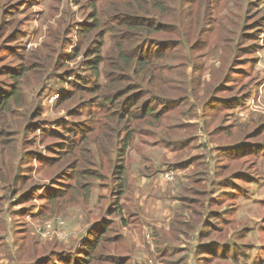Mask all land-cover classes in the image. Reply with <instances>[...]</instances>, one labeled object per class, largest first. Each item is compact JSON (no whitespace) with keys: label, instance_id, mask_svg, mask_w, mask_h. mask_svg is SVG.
<instances>
[{"label":"rangeland","instance_id":"374dc122","mask_svg":"<svg viewBox=\"0 0 264 264\" xmlns=\"http://www.w3.org/2000/svg\"><path fill=\"white\" fill-rule=\"evenodd\" d=\"M149 2L20 0L11 17L0 7V264L77 259L103 217L118 234L104 252L128 255L125 264H163L157 223L165 258L198 264L176 238L184 207L200 214L192 243L253 223L251 242L264 244V0H163L161 29L126 30L122 12ZM118 46L150 60L148 76L127 72L137 62H123ZM48 58L57 67L42 71ZM254 256L264 264V247Z\"/></svg>","mask_w":264,"mask_h":264},{"label":"trees","instance_id":"16d2710c","mask_svg":"<svg viewBox=\"0 0 264 264\" xmlns=\"http://www.w3.org/2000/svg\"><path fill=\"white\" fill-rule=\"evenodd\" d=\"M19 1L20 0H0V7H2V9H3L4 15L6 16V14L7 15L10 14V17H11L13 14H15L16 12H13L12 8ZM162 3H163V0H150L149 3H144V4L137 3L136 8L140 13L139 12L129 13V11L124 10V12H122L121 17L124 19L125 22H128V24L126 25V30L134 31L135 29H140L141 31H144V30L154 29L155 27H157V29H161L164 26V24L159 22L156 19L157 18L156 13H157V11H162V13L164 12L165 9L162 6ZM148 11H150V12H148ZM2 21H3V23H2ZM120 23L123 25L122 22H120ZM4 24L5 23H4V20L2 19V14L0 13V30L2 29ZM93 25H96V23H93ZM0 33H2V32H0ZM97 39H99L98 43L102 42V39L100 37H98ZM116 51H117V54L119 55L120 59L123 62L132 63L133 60H135L137 62L136 66L129 64V66L127 67V72L134 73V72H130V71H133L136 69V67H138L143 72L144 76H148L150 66L152 67V62L150 60L146 59L142 54H134V56L132 57L133 59H131L128 56H130L132 54L130 52H128L127 50L123 49L121 46H118L116 48ZM94 54H95V56L91 57V60H90V61L93 60L91 63L92 64L91 67L93 69H99V67L103 64V61H104V56H102V54L105 55V52H104L102 46H101V49L99 51V54L97 53V51H95ZM100 57H102V58H100ZM50 63L55 64V66H56V61L53 62V59H49V58L44 59L43 61L39 62V65H41L40 67L42 68V71H45L48 67H50ZM53 76L54 75H52L50 77V79L54 78ZM12 90H14V92H12V95L6 96V97L1 96V102H4V100L9 101L11 98H13L12 96H15L16 88H13ZM115 95H116V93L114 94V96ZM144 110L146 113H151L149 111V109H147V108H144ZM129 138H130V136H129ZM129 138H127L125 140V142L128 141ZM141 163H142L141 158H138L137 165L139 166ZM158 171H160V170H158ZM143 174L153 175L151 171H150V173H144L143 172ZM116 178L119 179V182L117 184L120 187L119 191H118V196H117V199H119L127 191L126 189H127V185H128L127 184L128 183V174H127L126 164H123L117 170ZM87 197H88V193H85L83 195L80 194L78 201L80 202L83 200V202H85L88 199ZM115 204H116V207L119 208L120 203L116 202ZM188 210L189 209L184 207V209H182L178 213L179 219L178 218L175 219V221L180 224V226H178L179 228L177 227V229H176L179 232L177 234L176 238L178 240H182L184 238V249L180 250V249H182L181 246L176 245L177 249L180 250V252L185 251V253L187 255H191V256L194 254V249H195V255L200 259L199 260L197 258L198 264H220L216 260H220L222 262L221 264H241V260L236 258V256L234 255V252L232 251V248L236 245V242L239 243V240H236L237 236L242 237L240 231H235L232 234L233 238H230L228 236V234L226 236L225 232H223L224 230H220L219 232H220L222 238L216 237V238L211 239V240H205L202 242L196 241L195 243H192V237L197 235V233H198L197 230L200 228L201 222H199L198 224L196 223L197 217L200 215V214H198L199 213L198 209L194 210L195 214H193V212H192V214H190L188 212ZM140 213L136 214V215H138V218L140 217ZM202 215L203 214H201V216ZM105 221H107V219H106V217H103V223H101L100 221H97V223L94 224V226L92 228L93 232H90L91 233L90 237L87 235V237H86V239H88L87 243L84 245L83 249L81 250V252L79 254V256H80L79 258L74 259V260H72V259L68 260L67 258H65L63 256L62 262L65 264H69V263L81 264V261L84 260L83 264H92L94 258H95V260L96 259L102 260L105 257V255L108 257H110V256L114 257L117 264H125V262L130 260V258L129 259L127 258L128 255H125V256L122 255L121 256V255L117 254L115 252V250H112V249L111 250L107 249L108 250L107 253L104 252L105 248L108 247L109 243H110L109 245L111 247H114L116 249L117 244L115 246H112L111 244L115 243L114 240H115L116 236L118 235V234H116V235L107 234L111 228L109 226H107ZM110 223H114V222H110ZM118 223H120L121 225H126L128 223V220H127V218H125V219L122 218L120 220V222H118ZM159 226H160V224H158V223L155 224L154 226L150 225L149 229L152 231L151 234L154 237H157L156 247H157V251L161 254L160 255L161 259H164V262L162 261L163 264H179V263H182L184 256H182L179 259H177L178 257L172 258V260H167V258H165L168 255V252H170V250H169L170 247H169V244L166 242L165 236H161V234L166 231L165 228H159ZM250 230H252V229H250ZM205 235L206 234H204V235L201 234V237H203ZM158 238L161 239L160 244H158ZM194 238H195V240L197 239L196 237H194ZM117 242L118 241L116 240V243ZM228 244L232 247L231 248L227 247ZM161 245H165L166 248H163V246H161ZM99 246L101 247L100 257L96 254ZM241 247L246 248V245L240 243V245L237 246V252L238 253H239V251H241V249H240ZM151 248H153V246ZM173 248L175 249L174 246H173ZM175 254L177 255V251H175ZM59 256H61V255H59ZM84 256H86V257H84ZM239 257H241V255ZM242 257L244 259H246V257L243 254H242ZM174 259H177V260H174ZM131 261H132V264H148L144 258L143 259H133L132 258ZM16 264H18V263H16ZM20 264H29V263L28 262H21Z\"/></svg>","mask_w":264,"mask_h":264},{"label":"crops","instance_id":"0c3cea01","mask_svg":"<svg viewBox=\"0 0 264 264\" xmlns=\"http://www.w3.org/2000/svg\"><path fill=\"white\" fill-rule=\"evenodd\" d=\"M250 181L252 182L253 179L251 178ZM252 218H253V216H252ZM252 225H253V223L252 224H248L249 227H245V232L243 233V235H241L242 237H238L237 236V238H236V240H239V243H242V244L246 245V248H244L245 249L244 252L239 251V253H238L237 250L234 252V255L236 256V258L241 260V264H253V259L252 258H255V256H254L255 249L256 248H260V247H264L263 242H258V243H255V244L253 242H251L250 239L254 237L252 230H250V229H252L251 228ZM242 254L246 257V259H244L242 257ZM240 255H241V257H239Z\"/></svg>","mask_w":264,"mask_h":264},{"label":"built area","instance_id":"2783aa9c","mask_svg":"<svg viewBox=\"0 0 264 264\" xmlns=\"http://www.w3.org/2000/svg\"><path fill=\"white\" fill-rule=\"evenodd\" d=\"M47 228L52 229V226L50 224H48L47 225ZM66 236H67V234L63 231V229L60 228V230L57 231V236L56 237H58V238H61V237L64 238Z\"/></svg>","mask_w":264,"mask_h":264},{"label":"clouds","instance_id":"9594fccd","mask_svg":"<svg viewBox=\"0 0 264 264\" xmlns=\"http://www.w3.org/2000/svg\"><path fill=\"white\" fill-rule=\"evenodd\" d=\"M252 259H255V258H252ZM253 264H254V261H253Z\"/></svg>","mask_w":264,"mask_h":264}]
</instances>
